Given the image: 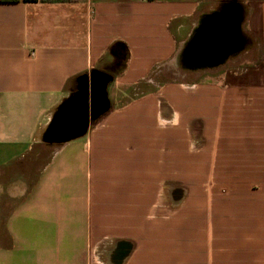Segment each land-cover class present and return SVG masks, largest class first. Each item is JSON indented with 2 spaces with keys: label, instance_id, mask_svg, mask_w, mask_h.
<instances>
[{
  "label": "crops",
  "instance_id": "1",
  "mask_svg": "<svg viewBox=\"0 0 264 264\" xmlns=\"http://www.w3.org/2000/svg\"><path fill=\"white\" fill-rule=\"evenodd\" d=\"M230 11L238 40L186 78ZM236 104L241 174L220 170ZM0 264H264V0H0Z\"/></svg>",
  "mask_w": 264,
  "mask_h": 264
},
{
  "label": "water",
  "instance_id": "2",
  "mask_svg": "<svg viewBox=\"0 0 264 264\" xmlns=\"http://www.w3.org/2000/svg\"><path fill=\"white\" fill-rule=\"evenodd\" d=\"M211 18L210 29L205 30L207 38L202 41V47L196 49L203 53L189 56L195 65L218 61L228 45L238 40L240 21L235 11L217 13ZM108 104L106 83L91 90V102L88 87H81L57 112L49 128L48 138L51 142H63L84 135L92 119L107 110Z\"/></svg>",
  "mask_w": 264,
  "mask_h": 264
},
{
  "label": "rangeland",
  "instance_id": "3",
  "mask_svg": "<svg viewBox=\"0 0 264 264\" xmlns=\"http://www.w3.org/2000/svg\"><path fill=\"white\" fill-rule=\"evenodd\" d=\"M219 63V62H218ZM217 63V66H220ZM194 67V70L189 73H186V78L195 79V77H202L203 75H207L210 72V67L205 64H192ZM213 68V66H212ZM225 68V67H224ZM236 68V66H235ZM221 70V69H220ZM235 75L237 77H240V70H234ZM185 73V72H183ZM192 74V75H191ZM184 76V74H183ZM235 95L241 96V88H234ZM241 99L239 100L240 103ZM234 111L231 113V115L226 119L224 124V131H225V144L222 146L226 148L227 156L224 155L222 157L221 162L225 165L220 166V170L225 171L226 173L227 168L232 170L233 173L241 174V172L244 171L245 168H243L241 165V137H242V115L239 108V105L234 106ZM231 112V111H230ZM231 133V135H228ZM224 137V138H225ZM230 164H234V166H228ZM227 165V166H226ZM248 168H246L247 170ZM252 169V168H250ZM243 170V171H242Z\"/></svg>",
  "mask_w": 264,
  "mask_h": 264
}]
</instances>
